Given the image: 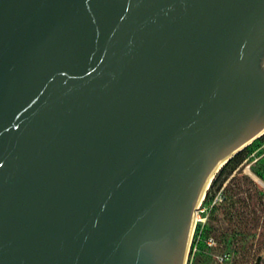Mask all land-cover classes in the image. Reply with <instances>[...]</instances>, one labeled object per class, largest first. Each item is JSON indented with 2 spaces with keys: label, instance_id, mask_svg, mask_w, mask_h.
Here are the masks:
<instances>
[{
  "label": "water",
  "instance_id": "95a60500",
  "mask_svg": "<svg viewBox=\"0 0 264 264\" xmlns=\"http://www.w3.org/2000/svg\"><path fill=\"white\" fill-rule=\"evenodd\" d=\"M262 136L264 0H0V264H186Z\"/></svg>",
  "mask_w": 264,
  "mask_h": 264
},
{
  "label": "trees",
  "instance_id": "16d2710c",
  "mask_svg": "<svg viewBox=\"0 0 264 264\" xmlns=\"http://www.w3.org/2000/svg\"><path fill=\"white\" fill-rule=\"evenodd\" d=\"M255 146L253 143L230 160L208 190L207 196L216 187L218 190L224 187L223 198L210 214L216 225L207 224L199 230L196 247L202 256L229 250L232 256L225 253L232 258L229 264H259L264 257L261 253L264 252V186L244 171L246 164L249 165L251 173L264 184V158L250 157ZM221 221L225 228L219 225ZM200 261L199 258L195 264Z\"/></svg>",
  "mask_w": 264,
  "mask_h": 264
},
{
  "label": "rangeland",
  "instance_id": "374dc122",
  "mask_svg": "<svg viewBox=\"0 0 264 264\" xmlns=\"http://www.w3.org/2000/svg\"><path fill=\"white\" fill-rule=\"evenodd\" d=\"M254 143L256 146L251 151L250 157L253 158L254 160L264 158V152H263L264 138H261V139L259 138ZM245 163H246V161H245ZM244 171L250 175L251 171H250L249 165L246 164V166L244 167ZM250 176L255 178L253 175H250ZM255 180L258 181L256 178H255ZM258 182L260 183V185L264 186L263 183H261L260 181H258ZM226 183L224 184V186L226 185ZM223 188H220L218 190L216 187L214 190H212L210 192V194L208 196L206 194L205 197L203 198L202 202L200 203L199 208L196 211L195 229H194L193 237L191 240L186 264H195V262L199 258L201 260L200 264H222L221 260H220L221 257L225 253L230 252L229 250L215 251L213 253H208V254L202 256L201 254H199V251L196 247V241L198 238L199 230L207 224L216 225L215 222L211 221V215L210 214H211V210H212L213 206L216 203H218L219 201H221V199L223 198V196H222ZM207 193H208V191H207ZM219 225L223 228L226 227L225 223H223L222 221ZM261 253H264V252L261 250ZM230 254H231L230 256H232L231 252H230ZM231 259L232 258L230 257L226 263L227 264L231 263ZM259 264H264V257L261 260V262H259Z\"/></svg>",
  "mask_w": 264,
  "mask_h": 264
},
{
  "label": "built area",
  "instance_id": "2783aa9c",
  "mask_svg": "<svg viewBox=\"0 0 264 264\" xmlns=\"http://www.w3.org/2000/svg\"><path fill=\"white\" fill-rule=\"evenodd\" d=\"M229 259V254H224L222 257H221V261H226Z\"/></svg>",
  "mask_w": 264,
  "mask_h": 264
}]
</instances>
